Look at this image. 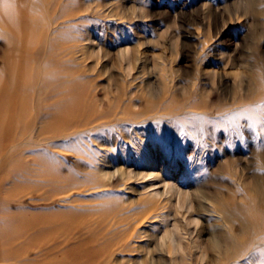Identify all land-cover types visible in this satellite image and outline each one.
<instances>
[{
	"label": "rangeland",
	"instance_id": "1",
	"mask_svg": "<svg viewBox=\"0 0 264 264\" xmlns=\"http://www.w3.org/2000/svg\"><path fill=\"white\" fill-rule=\"evenodd\" d=\"M20 2L40 25L33 74L25 76L35 122L27 145L9 151L13 161L2 168L0 162V236L15 240L12 254L38 261L36 249L21 245L38 240L43 216L88 208L98 219L113 208L126 217L155 199L167 205L164 217L146 221L132 243L137 250L118 253L112 264H224L209 246L214 229H223L212 212L215 197L241 205L254 182L264 189V0H255L257 15L248 0ZM3 31L1 71L8 49ZM65 71L73 76L65 79ZM56 82L66 92L74 83L83 99L72 125L59 122L50 106ZM99 168L110 174L104 183ZM55 174L85 182L79 194L90 205L60 199ZM93 178L96 187L87 182ZM167 232L184 252L178 246L180 252H166ZM233 264H264V258Z\"/></svg>",
	"mask_w": 264,
	"mask_h": 264
},
{
	"label": "bare ground",
	"instance_id": "2",
	"mask_svg": "<svg viewBox=\"0 0 264 264\" xmlns=\"http://www.w3.org/2000/svg\"><path fill=\"white\" fill-rule=\"evenodd\" d=\"M0 3H2L0 7V26L4 30L3 36L8 41L7 53L4 56V71L0 70V162L2 168L3 166L7 167L13 161L8 158V153L12 148L27 145L26 138L31 135V133L29 135L28 129L33 120L35 122L32 114L33 110L29 107L30 99L28 93L32 90L31 82L29 81L30 83L27 84L25 76L33 74L31 68L34 61L33 55L38 51L35 42L40 24L38 19L29 13L28 5L23 4L20 0H0ZM10 5L13 6L11 7ZM248 7L253 14L257 15L255 0H248ZM57 49L55 46V51ZM3 74L6 77L1 76ZM60 74L65 76V79L73 76L68 71H65V75ZM42 76L44 77L45 85H47L49 83L48 75H44L42 72ZM235 76L237 77V75ZM55 78L56 80L58 79L57 76H54ZM62 84V82H56L55 87L50 91L52 94L51 99L54 94L58 95L53 102H50V106L54 107L55 118L59 122H65L66 125H70L73 121L80 120L79 118H74L80 115L84 108V102L80 94L74 92V83H69L72 85L69 87L72 88L67 92L62 88L59 89V87L63 86ZM45 85L43 83L42 88ZM65 86L67 85L63 87ZM60 129V134H67L65 129ZM49 132L52 137H57V132L53 128ZM38 162L39 159L35 157L34 163ZM41 162V165L45 166V168L48 167V161L44 159ZM21 170L26 172L28 167L24 165ZM97 172L100 174L98 176L101 177L102 183L106 182V179L110 176L104 168H99ZM42 175H47V172H43ZM123 176L129 179L128 174H123ZM54 178L57 193L62 194L60 199H67L73 203V206L90 205L87 202L88 200L80 198L79 194L81 190L86 189L85 182H81L75 177L67 176L62 178L56 174ZM59 180L61 182L57 184ZM87 182L93 187L98 185V181L94 178L89 179ZM253 185H255V188L250 186L249 192L244 195L246 198L244 204L237 205L232 199L224 200L218 196L214 199L216 203L212 205V212L216 213L217 217L223 222V229H214V238L209 240V243L211 242L209 246L222 254L225 259L224 264H233V262L241 258L248 260L254 255L264 258V189L258 181L254 182ZM250 192L255 193V195ZM201 196L204 201H208V197H210L206 198L204 194H201ZM146 202L144 210L136 214H133V212L126 217H121V213L114 211L113 208L105 211L106 213L103 216H99L100 218L98 219L93 216L94 210L88 208L85 209L86 211L68 209L66 215H53L51 219L43 216L40 219L42 231L38 240L32 238L24 240L21 247L36 249L39 259L36 263L30 261L31 264H112L114 257L118 253L120 255L123 251L133 252L137 250L132 243L142 237L140 229L146 221L153 223L154 220L164 217V211L167 206L164 202L155 199ZM202 204L206 212L211 211L206 203ZM2 211L5 210L2 209ZM236 224L239 226L238 231L233 229ZM168 233H165L164 237H162L164 238L163 245L166 247V252L169 254H175L180 252V250L184 252L185 248ZM4 234L6 235V233ZM0 237V261L16 258L14 264H26L24 256L18 257L12 254L13 251H16L15 246H17V243L13 242L15 240L12 241L9 237ZM177 246L180 250H178ZM200 252L197 261L201 263L204 260V250ZM185 259H187L186 256ZM138 261L139 264H144L143 261L145 260ZM209 263L211 264V262ZM0 264L5 263L1 262ZM149 264H152V262Z\"/></svg>",
	"mask_w": 264,
	"mask_h": 264
}]
</instances>
